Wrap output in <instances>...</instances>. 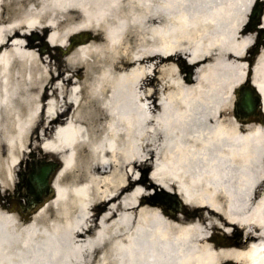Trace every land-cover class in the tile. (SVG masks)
I'll use <instances>...</instances> for the list:
<instances>
[{
	"label": "bare ground",
	"instance_id": "obj_1",
	"mask_svg": "<svg viewBox=\"0 0 264 264\" xmlns=\"http://www.w3.org/2000/svg\"><path fill=\"white\" fill-rule=\"evenodd\" d=\"M253 1L0 0V192L62 163L29 218L0 204V264H264V127L232 108Z\"/></svg>",
	"mask_w": 264,
	"mask_h": 264
},
{
	"label": "water",
	"instance_id": "obj_2",
	"mask_svg": "<svg viewBox=\"0 0 264 264\" xmlns=\"http://www.w3.org/2000/svg\"><path fill=\"white\" fill-rule=\"evenodd\" d=\"M262 15L263 3L257 1L251 11V15L249 16L250 21L248 24L251 25L254 29L257 25L261 24ZM237 97L238 101L235 104L236 113H253L255 108H258L259 105H261V96L257 94L255 88L251 86L246 88L244 91H241V93ZM56 166V164L48 163L46 165L43 164L42 166L34 170L32 172V175L30 176V186L28 188V191L31 194H35L36 192H38V194H46L47 192H49L50 189L48 187V178L54 172ZM169 195L175 198L174 194L166 193V196Z\"/></svg>",
	"mask_w": 264,
	"mask_h": 264
},
{
	"label": "flooded vegetation",
	"instance_id": "obj_3",
	"mask_svg": "<svg viewBox=\"0 0 264 264\" xmlns=\"http://www.w3.org/2000/svg\"><path fill=\"white\" fill-rule=\"evenodd\" d=\"M258 117H250L249 121L251 120H257ZM19 195H21L20 193H14V194H10V193H5L4 197L2 198V203L4 206H7L8 208H12L13 205L17 204L18 201L20 200ZM15 209H18V206H16Z\"/></svg>",
	"mask_w": 264,
	"mask_h": 264
},
{
	"label": "rangeland",
	"instance_id": "obj_4",
	"mask_svg": "<svg viewBox=\"0 0 264 264\" xmlns=\"http://www.w3.org/2000/svg\"><path fill=\"white\" fill-rule=\"evenodd\" d=\"M188 71H190V70H186V69H185V70L183 71V76H184V77H187V76H188ZM191 73H192V72H191ZM233 101H234V95H233ZM232 105H233V102H232ZM40 156H41V155H40L39 153H36V157H37V158H40ZM24 158H25L24 160H30V161L32 160V157H31L30 155H28V153L24 156ZM23 165H24V161H23ZM25 167H26V166H25ZM17 168H18V167H17ZM17 168H16V171H17ZM148 170H150V168H149ZM16 171H15V174H16ZM147 175H148V171H147V173H146V176H147ZM14 177H15V175H14ZM12 186H13V185H12ZM150 190H151L153 196H155V195L158 196V197H161V196H162L161 193H160V192H161L160 188H155V189H154V188H150ZM219 236H222V234H219Z\"/></svg>",
	"mask_w": 264,
	"mask_h": 264
}]
</instances>
